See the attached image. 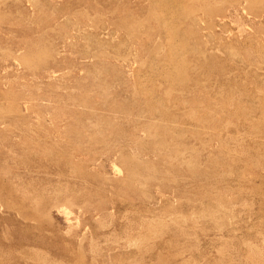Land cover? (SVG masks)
I'll return each instance as SVG.
<instances>
[{
	"label": "rangeland",
	"instance_id": "1",
	"mask_svg": "<svg viewBox=\"0 0 264 264\" xmlns=\"http://www.w3.org/2000/svg\"><path fill=\"white\" fill-rule=\"evenodd\" d=\"M0 264H264V0H0Z\"/></svg>",
	"mask_w": 264,
	"mask_h": 264
}]
</instances>
